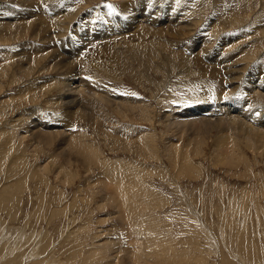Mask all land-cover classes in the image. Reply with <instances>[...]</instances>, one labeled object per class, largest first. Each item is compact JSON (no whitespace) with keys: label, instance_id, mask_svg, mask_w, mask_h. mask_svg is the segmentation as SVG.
I'll use <instances>...</instances> for the list:
<instances>
[{"label":"rangeland","instance_id":"1","mask_svg":"<svg viewBox=\"0 0 264 264\" xmlns=\"http://www.w3.org/2000/svg\"><path fill=\"white\" fill-rule=\"evenodd\" d=\"M127 1L0 0V264H264V0H150L186 34L161 22L140 39L110 30ZM29 5L39 37L12 14ZM244 82L251 128L235 113Z\"/></svg>","mask_w":264,"mask_h":264},{"label":"bare ground","instance_id":"2","mask_svg":"<svg viewBox=\"0 0 264 264\" xmlns=\"http://www.w3.org/2000/svg\"><path fill=\"white\" fill-rule=\"evenodd\" d=\"M64 1V0H63ZM67 1V5L68 4H72L73 5V2L71 3V1H75V0H66ZM125 1V0H124ZM152 1H156V0H152ZM86 2H87V0H86ZM158 2V1H157ZM22 3V2H21ZM58 3V2H57ZM61 3V2H60ZM156 3V2H155ZM163 4H164V2H162ZM29 4V3H28ZM120 4V3H119ZM1 7H0V11H1V9H2V7H5V6H2V5H0ZM7 6V5H6ZM62 6H65L64 4H63V2H62V4H60V5H58V6H54L51 10L52 11H54L55 12V14H54V19H60V18H63L64 17V15H62V16H60L59 14L62 12V11H60V9L62 8ZM68 7V6H67ZM80 7V6H79ZM76 8L75 9V7H70L71 9H72V11H76V13H79L81 10H82V8L80 7V8ZM82 7H85L84 5H82ZM22 8H23V10L20 12V14L18 15L17 13H15V12H12V14H15L14 16H18V17H25V19L27 18L28 19V17H29V19H33L32 21V27L35 29V33H37L36 34V36L38 35V34H43V33H45V31H46V29H43L42 30V32L40 31V28H39V26H35V22H36V20H35V18H37L39 15H40V13H37V11H39V12H41L40 10H39V8H37V7H34V6H31V5H29V6H25V7H23L22 6ZM68 9V8H67ZM121 9H122V11L123 10H125V9H127V10H133V11H131L129 14L128 13H126V14H128V15H125L126 17H127V19H126V17H124L123 15H119V16H111V25H112V28L110 29V30H114L115 32L116 31H119L120 30V28H123V27H121L122 26V24H124V25H126V27L125 28H127V29H129L130 31H134L136 28H138L139 26H140V28H141V30H142V28H143V30L141 31V35H140V37H139V39L144 35V34H147V35H149V33L150 32H154L155 34H160L161 36H163V33L164 32H161V33H158L159 32V30L158 29H156V26L159 24V23H161V22H165V25H166V23L168 24V23H170L169 25L171 26L170 28L171 29H173L174 28V26H173V24H175V26L176 27H178V26H181V25H183V23H181V21L179 22V23H176V22H178L182 17H180L181 15H179L178 13L176 14H174V17H173V19H172V17L171 16H169V15H167V14H165L164 15V12L163 13H161V10L160 9H163V6H162V8H159V7H156V5L154 4V5H151L150 4V0H130V1H127L126 3H123L122 5H121ZM4 11V13L6 14V13H8V9H3ZM63 10V9H62ZM10 11V10H9ZM14 11V10H13ZM59 11H60V13H59ZM67 11V10H66ZM65 11V12H66ZM119 11H121V10H119ZM132 14H139L138 16H136V17H134V15H132ZM2 15V14H1ZM69 15H72V14H69ZM114 15V14H113ZM153 15V16H152ZM3 16V15H2ZM1 16V17H2ZM13 16V15H12ZM27 16V17H26ZM68 16V15H67ZM65 17V19H64V21H66V20H68V17ZM72 16H74V15H72ZM150 17V19L151 20H148L147 19V17ZM56 17V18H55ZM58 17V18H57ZM91 17V16H90ZM85 18H88V16H87V13H86V16H85ZM92 18V17H91ZM0 19H2V18H0ZM3 20V19H2ZM53 20V19H52ZM72 20V19H71ZM143 20H146V22H148V23H144V21ZM51 21V20H50ZM56 21V20H55ZM69 21V20H68ZM46 22V21H45ZM61 23V22H60ZM59 23V24H60ZM66 23V22H65ZM138 23V24H137ZM48 24V23H47ZM134 24V25H133ZM142 25V26H141ZM57 25L54 23V28L56 27ZM189 26H191V25H189ZM194 26V25H193ZM64 26H62V28H63ZM120 27V28H119ZM57 28V27H56ZM179 28V27H178ZM97 29H99V28H97ZM126 29V30H127ZM171 29H169V30H171ZM181 31H182V34L184 33V34H186L185 33V28H179ZM7 30V29H6ZM33 30V29H32ZM137 30V29H136ZM169 30H167L166 32H168ZM34 31V30H33ZM139 28H138V33H139ZM175 31V30H174ZM58 32V31H57ZM62 32V31H61ZM68 32V31H67ZM114 32V33H115ZM128 32V31H127ZM180 32V31H179ZM188 32H190V31H188ZM187 32V33H188ZM74 33V32H73ZM56 34V33H55ZM117 34V33H116ZM189 34V33H188ZM187 34V35H188ZM23 35V34H22ZM28 35V34H27ZM240 35V34H239ZM41 36V35H40ZM43 36V35H42ZM46 36V35H45ZM44 36V37H45ZM175 36L178 38V40H183V35H180L179 33L176 35L175 34ZM37 37H39V36H37ZM125 37H126V35H125ZM131 37V36H130ZM134 37V36H133ZM136 37V36H135ZM134 37V38H135ZM150 37V36H149ZM46 38H47V36H46ZM155 38V37H154ZM205 38V37H204ZM59 39V38H58ZM68 39V38H67ZM44 40H46L45 38H44ZM69 40V39H68ZM79 40H81V43H80V45L82 46V44H84V39H79ZM128 40H129V38H128ZM201 40H203V39H201ZM227 40V39H226ZM132 41V40H131ZM197 41L200 43V40H195V42H194V44L192 45V46H190L188 49L186 48V47H184L183 45H181V43H180V46H181V48H182V46H183V52L184 53H186V54H192V53H195L194 52V49L195 50H199L200 49V44H198V46H197V48L194 46V45H197ZM58 43V42H57ZM196 43V44H195ZM205 44H207V43H205ZM85 45V44H84ZM60 46H62V44L60 45ZM166 46H167V44H166ZM204 46V45H203ZM220 46V45H219ZM219 46H217V48H216V51L215 52H208V55L207 56H209L210 57V55H211V57L213 58V60H215V59H218V61H224V57H223V50H222V48H220ZM73 47H75V48H77V50L79 51L78 52V54H71V53H66L67 55H69L70 57V59L71 60H78L80 57H79V54H80V48L76 45V44H74V42H73V40H71V41H69V49H72ZM168 47V46H167ZM171 47H173V48H175L176 46L175 45H173V44H171ZM65 49H68V48H65ZM68 49V50H69ZM203 49V48H202ZM200 52V51H199ZM205 52V51H204ZM203 51H201V53H203L204 55L206 54V53H204ZM233 53V52H232ZM18 54V53H17ZM60 54V56H53V60H51L50 59V57H52V56H50L49 57V59L51 60V61H58V63L60 64V65H57V66H60L61 67V69L63 68V69H68V68H71V69H73L71 66H68V67H62V65L63 64H66V61H65V59L64 58H61V57H63L64 55H62L61 53H59ZM81 54H82V52H81ZM196 54V53H195ZM203 54H201V55H199L200 57L203 55ZM212 58H209V60H208V58H204L205 59V62L206 63H210V59H212ZM84 59H85V56H84ZM87 59V58H86ZM203 59V60H204ZM232 58H230V59H227L228 60V62H229V60H231ZM79 61V60H78ZM93 62H95V61H93ZM203 67H205V63L202 61L201 63H200ZM82 65V64H81ZM209 65V64H208ZM249 68V67H248ZM60 69V70H61ZM228 70V73L229 72H233V73H238L239 72V68L235 65V66H233V65H231V67L229 66V69H227ZM68 71H72V70H68ZM245 71V70H244ZM96 73V72H95ZM244 73V72H243ZM248 74V73H247ZM239 75V74H238ZM259 75V74H258ZM232 78H234V76L232 77ZM235 79V78H234ZM254 79L255 80H253V81H255V82H257V84L259 83V88H262V87H264V78H263V76L262 77H257V75L256 76H254ZM246 80V79H245ZM71 81V80H70ZM73 81V80H72ZM232 81V80H231ZM234 82V81H233ZM246 82V81H245ZM244 82V84H240V86H242V89H240V92L239 93H237L236 95H239L238 96V103H237V106L239 107V110L237 111V112H235L237 115H239V116H241V117H244L245 119H247L248 121H245V123H247V125L250 127V125H253V124H256V122H255V118H256V116H253V115H251V116H248V114L249 113H251V112H249L248 114L247 113H245V109L247 108V106H248V103H250V101H252V103H251V106L253 105V101L255 102V100H253V98H252V92H254V90H255V87H251V86H249V85H247L246 83ZM73 83V82H72ZM72 83H69V84H72ZM237 87V86H236ZM81 88V87H80ZM79 88V86H77L76 88H75V90H77L79 93L78 94H74V93H69V94H61L60 96V98L59 99H61L62 101H65V102H68L69 101V99H72V101H69L68 102V104H65L67 107H70L73 103V105H75V106H77L78 105V102H79V100H82V97L83 96H86L85 95V93H84V89H80ZM84 88V87H83ZM239 89H237V91H238ZM213 91V90H212ZM256 91L257 92H255L256 93V102H261L258 98H257V95H258V92L260 91V89H256ZM202 92V91H201ZM211 92V91H210ZM233 92H235L234 90H233ZM94 93V92H93ZM212 93V92H211ZM47 94V93H46ZM199 94H201V93H199ZM210 94V93H209ZM217 94H219V92L215 89L214 90V93L213 94H211V96L212 95H217ZM252 94V95H251ZM69 95H70V98H69ZM192 95H193V93H192ZM195 95V94H194ZM235 95V96H236ZM264 95V94H263ZM209 96V95H208ZM193 97V96H192ZM233 97V96H232ZM202 98H203V96H202ZM230 98H231V96H230ZM235 98V97H234ZM223 99H224V97H223ZM227 100H228V98H226ZM209 101H210V99H208ZM93 101V100H92ZM189 101V100H188ZM224 101H225V99H224ZM264 101V100H263ZM97 102V101H96ZM186 102V101H185ZM199 102V101H198ZM226 102V101H225ZM194 103H196V101L194 100V102L192 103V104H194ZM233 103V102H232ZM264 102H262V103H259V105H261L262 104V106H261V108H263V111H264V104H263ZM231 104V103H230ZM235 104V103H234ZM79 105H80V103H79ZM98 105V104H97ZM229 105V104H228ZM233 105V104H232ZM255 105V104H254ZM258 105V104H257ZM256 105V106H257ZM104 106V105H103ZM235 106V105H234ZM251 106H250V108H251ZM79 107V106H78ZM222 107V106H221ZM173 108V107H172ZM228 108H229V106H228ZM220 109V108H219ZM249 109V108H248ZM258 109V108H257ZM176 110V109H175ZM197 111H199L198 109H196ZM206 110V109H205ZM235 110H237V109H235ZM117 111V110H116ZM168 111V110H167ZM250 111V110H249ZM29 112V111H28ZM35 112V111H34ZM228 113V112H227ZM236 114H235V116H236ZM54 115V114H53ZM228 115V114H227ZM255 115V114H254ZM262 115V114H261ZM32 116V115H31ZM174 116V115H173ZM172 116V117H173ZM208 116H209V114H208ZM264 116V115H263ZM170 118V117H169ZM206 118V117H205ZM204 119V118H203ZM231 119V118H230ZM242 119V118H241ZM260 120V119H259ZM261 120H263L262 122H259V123H264V117H262V119ZM63 121L65 122V121H67L66 119H63ZM238 121V119H234V120H232L231 121V123H233V124H236V123H238L237 122ZM62 122V121H61ZM206 122V121H205ZM224 121H215V122H212V121H210L209 120V122L207 121L206 123H208L210 126H213L212 128H215V126L217 125V128L220 130V131H222L221 130V124L223 123ZM258 122V121H257ZM168 124L170 123V120L167 122ZM204 123V121H202V125H204L203 124ZM244 123V124H245ZM171 124V123H170ZM169 124V125H170ZM198 124V123H197ZM229 124L230 123H227V125H225V126H229ZM243 123H241V125H242ZM258 124V123H257ZM173 125H175V124H173ZM172 125V126H173ZM231 125V124H230ZM262 125V124H261ZM182 126V125H181ZM197 126V125H196ZM209 126V127H210ZM247 126V127H248ZM184 127H187L186 125H184ZM202 127V126H201ZM229 128V127H228ZM243 128H245V127H243ZM251 128V127H250ZM264 128V127H263ZM223 129V128H222ZM227 129V128H226ZM246 129V128H245ZM248 129V128H247ZM246 129V130H247ZM258 129V128H257ZM207 130V129H206ZM211 130V129H210ZM214 130V129H213ZM246 130H245V132H246ZM255 129H253L252 130V133L251 132H248V134L247 135H249V136H253V135H255V131H254ZM40 131V130H39ZM219 131V132H220ZM224 131H226V130H224ZM239 131V130H238ZM201 132V131H200ZM209 132H211V131H209ZM38 133V132H37ZM53 133H55V132H53ZM145 133V132H144ZM247 133V132H246ZM258 133H260V132H258ZM262 133H264V132H262ZM36 134V133H35ZM49 134H52L51 132H49ZM37 135V134H36ZM39 135H40V137H43V138H45V139H47V141H49V142H51V136H49V135H46V134H42V132H41V134L39 133ZM61 135V134H60ZM202 135V134H201ZM207 135V134H206ZM209 135V134H208ZM262 138H263V135L262 134H259ZM258 134L257 135H255V137H257V136H259ZM12 136V135H11ZM63 136V135H62ZM35 137H37V136H35ZM39 137V136H38ZM72 137H74V135H72L71 136V140L69 141V143H71V142H73V140L75 139V138H73L72 139ZM221 137H222V135H221ZM220 137V138H221ZM260 137V138H261ZM250 138H252V137H250ZM70 139V138H69ZM121 139V138H120ZM222 139V138H221ZM225 139V138H224ZM119 140V139H118ZM122 140V139H121ZM255 140H256V138H255ZM66 140H62V142H65ZM141 141V140H140ZM62 142H61V144H62ZM220 142L221 143H223L221 140H220ZM251 142V141H250ZM76 143H78V142H76ZM219 143V142H218ZM220 143V144H221ZM224 143H226V140H225V142ZM254 143V142H253ZM66 143H64V145H65ZM83 144V143H82ZM75 145V144H74ZM222 145H224V144H222ZM219 146V145H218ZM224 146H226V145H224ZM222 147V146H221ZM66 149V148H65ZM221 150H223V148H221ZM82 153V152H81ZM83 154V153H82ZM117 188V187H116ZM115 201H121L120 199H116ZM119 204L120 203H118V206H119ZM120 208V207H119ZM121 209V211H122V208H120ZM124 209V208H123ZM138 211V210H137ZM122 212H124V210L122 211ZM124 214V216H126V217H124L123 219L124 220H128L129 218H130V216H129V213H127V212H124L123 213ZM123 220V221H124ZM127 228V227H126ZM124 229V228H123ZM110 234V233H109ZM108 236V235H107ZM117 244V243H116ZM119 251V250H118ZM117 251V253L119 254L120 252H118ZM113 254L114 255V258H115V260L114 261H117L118 260V254ZM111 258H113V256L111 255L110 256ZM50 258H52V257H50ZM110 258V260H112ZM121 258V257H120ZM117 264H119V262L117 263Z\"/></svg>","mask_w":264,"mask_h":264}]
</instances>
